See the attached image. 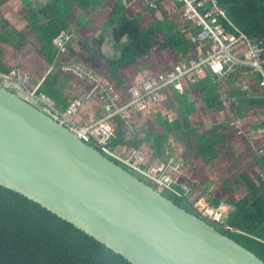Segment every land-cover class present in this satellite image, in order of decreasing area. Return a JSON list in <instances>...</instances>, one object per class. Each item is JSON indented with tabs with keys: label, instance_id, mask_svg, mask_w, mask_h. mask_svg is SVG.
I'll list each match as a JSON object with an SVG mask.
<instances>
[{
	"label": "trees",
	"instance_id": "16d2710c",
	"mask_svg": "<svg viewBox=\"0 0 264 264\" xmlns=\"http://www.w3.org/2000/svg\"><path fill=\"white\" fill-rule=\"evenodd\" d=\"M5 1L1 0L0 2ZM218 1L240 30L253 41L264 43V0ZM23 4L27 20L26 31L31 32L35 42L34 51L41 59L52 64L61 51L57 41L64 40L69 30H76V39H74L76 42L68 43L66 47L68 52L73 56L78 54L79 57H82L79 59L80 61L103 74L104 65H108L112 77L104 75L119 90L127 82L120 77V72L123 69L133 68L152 56L164 55L167 50L171 52L175 62L180 63L210 47V45L192 44L191 38L195 31L190 25L187 24L182 30L178 29L176 24L157 17L156 11L153 12L152 8V17L146 22L139 8L133 5L128 7L125 0H117L111 7L105 8V13L111 15L110 18H106L98 30L88 31L86 36H82L81 31L88 27L83 26V14L79 12L87 13L91 8L95 9L101 4V0H43L36 2L23 0ZM150 4V7L154 6L153 3ZM26 31L18 35L19 39L27 40ZM8 39V33H3L0 36V44ZM110 47L115 49L114 55H111ZM105 48H108L109 51L105 52ZM3 54L4 50L0 46V73L9 74L12 68L2 62ZM59 71L68 74L63 72L61 67ZM239 73L243 72L239 71L235 75ZM50 79H48V83ZM200 81L195 82L200 83ZM0 82H3L2 78H0ZM46 86L47 81L44 87L40 86L39 90L57 104L55 94H58L59 91L55 88L56 85L52 84L50 90L45 88ZM216 86V83L208 85L205 106L207 111L223 112L227 108V101L217 91ZM261 91L263 96L259 95L258 90L248 88L247 97L244 98L247 105L246 113L240 112L241 116L244 114L249 116L256 108L260 107L261 110L260 119L254 124L252 131H246L247 124L244 126L248 136L245 134L239 136L244 137L240 141L243 148L247 149L242 155H245L249 160L252 158L250 154L254 155L253 163H247L245 159L244 162H241L242 166L236 171L235 165H230L231 167L226 169L222 167L223 174L227 173V175L221 181V188L217 187L207 192L208 187H205L206 194L196 195V197L204 196L213 206H217L221 202L234 205L236 210L230 214L227 224L239 232L228 231L220 225L210 224L221 233H228L231 239L264 261V152L259 154L249 144V139H253L259 149L264 145V133L261 131L264 128V91ZM179 98L181 99V96ZM73 100H70L65 106L57 104L59 110L64 112ZM183 109L184 113L179 117L162 118V111L158 112L157 117L159 124L164 126V133H156V128L160 127L151 125L137 132L131 139L127 136L125 123L119 119L118 136L112 146L118 148L128 145L130 149H138L149 158L160 161L167 159L164 153V140H171L176 133H181L187 151L198 159H202V169L205 166H217L222 154L221 146L227 144L232 138V134L228 133V123L217 124L214 130L200 134L192 125L191 116L194 111L184 107ZM138 119L135 118L133 123L137 125ZM93 146L100 150L99 146ZM116 161L131 169L123 162ZM187 167L188 170L195 169L197 174L201 171V169L195 168L194 163L190 161L187 162ZM141 178L154 189H158L155 182L144 177ZM184 181L189 183L194 190L190 178L185 176ZM162 193L181 208L197 215L185 200L167 191ZM0 264L133 263L39 203L0 185Z\"/></svg>",
	"mask_w": 264,
	"mask_h": 264
},
{
	"label": "water",
	"instance_id": "95a60500",
	"mask_svg": "<svg viewBox=\"0 0 264 264\" xmlns=\"http://www.w3.org/2000/svg\"><path fill=\"white\" fill-rule=\"evenodd\" d=\"M0 185L133 264H264L0 82Z\"/></svg>",
	"mask_w": 264,
	"mask_h": 264
},
{
	"label": "built area",
	"instance_id": "2783aa9c",
	"mask_svg": "<svg viewBox=\"0 0 264 264\" xmlns=\"http://www.w3.org/2000/svg\"><path fill=\"white\" fill-rule=\"evenodd\" d=\"M181 3L182 16L196 28L191 38L193 45H210L189 60L176 63L166 71L156 73L147 79L134 84L129 89L126 99L115 84L101 71L83 63L73 61L61 67L63 72L73 75L78 80L87 83L88 90L82 97L75 98L68 108L62 112L55 101L41 93L40 84L29 88L31 81L27 75L20 79L25 91V99L30 104L43 110L49 117L66 128L76 138L100 147V151L128 165L138 176L156 183L158 190L167 191L183 199L197 213V217L220 225L232 232H239L227 224L230 214L236 207L227 202L217 206L211 205L206 198L198 197L189 200L185 193L192 191L189 183L184 181L186 161L179 157H170L155 161L144 155L138 149L127 148V151L114 148L113 141L118 136V120L134 133L137 126L134 119L148 111L150 107L160 104L163 91L172 89L177 94L185 93V80L191 82L204 79L209 75L214 78H226L242 71L258 76L259 87L264 91V43L253 41L240 30L228 16L227 11L219 5L218 0H174ZM57 44L62 47L63 40ZM3 83L16 81L17 71L0 74ZM247 89V87H245ZM96 102L101 108V116L87 124L78 121L85 107ZM232 125L242 132L240 125ZM134 131V132H133ZM264 133V128L261 130ZM251 145H256L252 139ZM259 153L264 152L260 148ZM198 204L195 206L194 203Z\"/></svg>",
	"mask_w": 264,
	"mask_h": 264
},
{
	"label": "crops",
	"instance_id": "0c3cea01",
	"mask_svg": "<svg viewBox=\"0 0 264 264\" xmlns=\"http://www.w3.org/2000/svg\"><path fill=\"white\" fill-rule=\"evenodd\" d=\"M32 1L36 2L43 0ZM113 2L116 3L117 0H101V4L95 9L91 8L87 13L79 12L80 14H83V26L86 25L89 28H83L81 31V34H83L82 36H86L88 31L92 32L98 30L99 27L103 25L106 18H110L111 15L109 16L108 13H105V8L111 7ZM125 2H127L128 7L133 5L136 8H139L146 22H148L152 17V8L153 12L156 11L157 17L160 19H167L170 23L176 24L178 29L182 30L188 24L194 31H196V28L192 23L183 19L181 11L182 5L177 1L125 0ZM150 3H153L154 6L150 7ZM24 10L23 0H6L5 2H0V36L3 33H8L9 35V39L7 41L4 40L0 44L2 50H4L2 62L11 67L12 71H17L19 78L16 79V81H6L5 83H8L9 88L17 91L20 96L25 95L20 79L27 75L31 78L28 85L29 88L36 87L39 84L42 88L45 86L47 81V86L45 88L50 90V88H52L51 85L55 84V88L59 91L58 94H55L57 96L56 100L58 102V106H65V104H67L70 100L82 97L88 90L89 85L78 80L74 76L63 74L59 71V68L63 65L82 58L81 56L79 57L78 54L76 56L71 55L66 48L68 43L71 41L76 42V40H74L76 39V30L71 29L67 32L64 37L62 47H60V53L57 55L52 64H48L34 51L33 45L35 42L32 38L31 32L26 31L27 20L25 18ZM25 31L27 32V35H25L27 37L26 41L19 39L18 36L19 34H23ZM110 49H112L111 55H114L116 52L115 49H113V47H110ZM105 50V52L109 51L108 48H105ZM175 63L176 62L172 57L171 52L167 50L164 55L152 56L133 68L123 69L120 72V77L121 79L124 78L127 80V82L120 87L121 93L126 99H128L129 89L132 85L142 82L156 73L168 70ZM102 70L106 76H109L110 78L112 77V72L108 65H104ZM48 79H50L49 83ZM50 81H52V83H50ZM188 83L187 80H185L184 85L186 86L187 84V86L185 87L186 91L183 95H178L176 91L172 89L163 91L160 97V104L150 107L148 111L140 115V124H135L137 128L135 129V132L133 131L134 133L131 134L136 135L137 132L148 128L151 125L160 127L164 133V126L159 124L157 117L159 114L158 112L162 111V118L172 116L179 117L184 113V107L185 109L189 108L194 111L191 116L192 125L200 134L214 130L217 124L228 123V133L229 135L230 133L232 134V138L228 143L230 144V147H233L234 145H239V143H241L240 140L244 139V137L241 138L236 135L235 127L232 123L237 122L241 126L242 132L244 131L243 124L246 123L248 125L246 131H252L254 124H256L257 120L260 119V107L256 108L255 111H253V114H250L249 116L247 114L241 116L240 114L241 111L246 113L247 108V105L244 102V98L247 97V90L245 87L258 90L259 95L263 96L261 91L262 89L258 84L257 76L246 73H239L238 75L234 74L220 79L208 76L201 79L200 83L195 81H188ZM213 83H216L217 91H219V93L222 94L223 98L227 101V108H225L223 112H210L206 109L205 99L208 94L207 87ZM179 96H181V99ZM101 114L100 106L96 102H91L83 110L82 116L78 122L81 124H87L98 119ZM228 116H231L230 120L227 118ZM178 139L183 140L181 133H176L171 140H164L163 145L166 156L173 153V143L178 141ZM261 147H264V145L260 146V148ZM127 148H129L128 145L122 146L120 150L127 151ZM254 151L257 152V150ZM179 154L182 155L183 150Z\"/></svg>",
	"mask_w": 264,
	"mask_h": 264
},
{
	"label": "rangeland",
	"instance_id": "374dc122",
	"mask_svg": "<svg viewBox=\"0 0 264 264\" xmlns=\"http://www.w3.org/2000/svg\"><path fill=\"white\" fill-rule=\"evenodd\" d=\"M244 73V72H243ZM248 74V73H246ZM259 84V81H258ZM248 89V87H247ZM246 89V90H247ZM139 118V119H138ZM229 120L231 119V116L227 117ZM136 119L140 120V116H138ZM226 121V120H225ZM138 125L140 124V122H137ZM244 126H246V123L243 124ZM242 125V126H243ZM243 126V132L239 133V130L237 128H235L236 131V135L238 136H243L244 134L246 135L247 132L245 131ZM241 128V126H240ZM156 133H163V131L160 128H156ZM127 136L129 137V139H131L133 137V134L130 133V131L127 129ZM248 136V135H246ZM252 139H249V142ZM241 142V141H240ZM174 146L172 147V151L173 153L170 155H167L166 158L169 159L170 157H179L182 158L184 161L187 162H193L195 168L197 169H201L200 173H196V171H194L195 169H190L188 170L187 164L184 167V171L185 174L187 175L188 178H190L193 182V186H194V190L192 186H188L190 189H192V191H190L189 193H185V196L187 199L189 200H196L198 197L201 198H205L204 196H197L196 195H204V193L206 191H204L205 187L207 188V192L208 190L211 189H215L217 187L221 188V181L223 179L224 176L227 175V173L223 174V169L228 168L230 165H235V171L238 170L241 166H242V161L246 159L247 163L252 164L253 160L255 159L254 155L250 156L252 157L251 160L247 159L246 156L242 155L243 152L247 151V149H244L243 144L241 145V143H239V145H234L233 147L229 146L230 144L227 143L226 145L221 146V157L220 162H218L217 166H205L202 169V159H198L195 155H192V153L188 152V149H184V142L183 140L178 139V141L173 143ZM251 145V142L249 143ZM186 147V145H185ZM251 147L253 148V150H257V152L259 153V147H257V145H251ZM258 148V149H257ZM264 148V147H261ZM183 150V154L180 155L179 153ZM177 152V153H176ZM261 154V153H259ZM248 156V155H247ZM254 158V159H253ZM244 162V161H243ZM230 166V167H231ZM223 167V169H222ZM225 171V170H224ZM203 188V189H202ZM203 191V192H202ZM206 194V193H205ZM198 203L195 202L194 205L196 206Z\"/></svg>",
	"mask_w": 264,
	"mask_h": 264
}]
</instances>
